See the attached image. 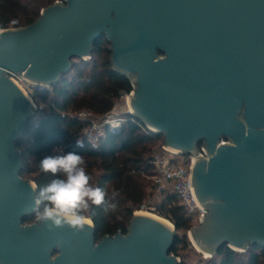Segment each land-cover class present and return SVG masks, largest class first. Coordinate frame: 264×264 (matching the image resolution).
I'll return each mask as SVG.
<instances>
[{
  "label": "water",
  "instance_id": "95a60500",
  "mask_svg": "<svg viewBox=\"0 0 264 264\" xmlns=\"http://www.w3.org/2000/svg\"><path fill=\"white\" fill-rule=\"evenodd\" d=\"M101 38L113 69L134 77L130 115L180 155L204 147L190 172L206 211L193 247L264 248V0H64L0 32V264H180L164 219L134 213L126 234L100 241L93 223L25 224L37 188L17 143L35 107L7 73L53 88Z\"/></svg>",
  "mask_w": 264,
  "mask_h": 264
},
{
  "label": "trees",
  "instance_id": "16d2710c",
  "mask_svg": "<svg viewBox=\"0 0 264 264\" xmlns=\"http://www.w3.org/2000/svg\"><path fill=\"white\" fill-rule=\"evenodd\" d=\"M56 1L0 0V23L17 20L20 28L27 27L39 18L41 10ZM109 48L108 41L101 38L94 43L89 61L72 60V69L52 88V94L37 97L41 102L50 98L52 103L49 102L42 116L32 117L17 143L23 160L21 177L32 181L37 192L52 178V174L39 168L43 156L60 149L81 154L90 183L104 188L106 193L104 204L90 205L84 213L96 229V241L106 235L127 233L133 214L141 208L151 187L150 153L162 140L160 135H147L140 127L143 124L131 115L125 116L118 131H107L98 143H91L82 136L86 124L74 116L76 112L87 110L102 116L111 111L121 95L132 91L130 79L113 69ZM110 203H115L116 207H106ZM156 215L175 227L177 236L170 254L177 257L189 246L186 233L193 227L192 219L173 195L157 205ZM34 217L25 223H30ZM206 264H264V248L250 246L240 255L222 246Z\"/></svg>",
  "mask_w": 264,
  "mask_h": 264
},
{
  "label": "built area",
  "instance_id": "2783aa9c",
  "mask_svg": "<svg viewBox=\"0 0 264 264\" xmlns=\"http://www.w3.org/2000/svg\"><path fill=\"white\" fill-rule=\"evenodd\" d=\"M63 2L64 0L59 1V3ZM17 29H20L17 20L0 23V32ZM7 76L16 83L30 100H38L37 97L44 93L52 94L51 87L31 83L25 80L22 77L23 75L7 73ZM129 96H131V92L121 95L120 105H115L114 103L111 111L102 116H97L87 110L76 112L74 116L86 124L82 131V136L91 143H98L104 139L107 131H118L125 121V116L130 115ZM140 127L149 136L158 135L144 125ZM221 144H226V142L221 141ZM197 153V156L186 155V161L181 162L179 159L181 155L165 147L163 139L159 140L157 145L152 149L148 159V162L153 167V174L149 178L151 187L145 202L137 212H153L156 214L157 205L165 197L173 195L178 203L185 208L188 216L191 217L193 227L198 226L206 211L198 205L192 194L190 172L194 158L199 155L207 158L202 144L198 146Z\"/></svg>",
  "mask_w": 264,
  "mask_h": 264
},
{
  "label": "clouds",
  "instance_id": "9594fccd",
  "mask_svg": "<svg viewBox=\"0 0 264 264\" xmlns=\"http://www.w3.org/2000/svg\"><path fill=\"white\" fill-rule=\"evenodd\" d=\"M42 172L52 174L51 180L39 187L33 201L35 216L53 227L68 226L82 230L92 220L85 210L90 205L105 203V189L93 186L80 153L60 149L39 160ZM106 207L115 208V203Z\"/></svg>",
  "mask_w": 264,
  "mask_h": 264
},
{
  "label": "rangeland",
  "instance_id": "374dc122",
  "mask_svg": "<svg viewBox=\"0 0 264 264\" xmlns=\"http://www.w3.org/2000/svg\"><path fill=\"white\" fill-rule=\"evenodd\" d=\"M59 1L61 2L62 0H57L56 2H59ZM41 12H42V10L40 11V14H41ZM40 14H39V16H40ZM89 60H87V61H89ZM77 61L78 60H75L74 62H77ZM133 78H134L133 76L129 75L130 80H132ZM31 100H32V103L35 107L34 115H36L37 117L42 116L47 111V108H48L47 106H48L49 102L52 103L50 101V98H48L46 100V102L45 101L41 102V101H38L36 99H31ZM120 100H121V97H119L118 100L115 101V105L116 104L120 105V103H121ZM161 139H163V137ZM179 159L181 162H184V161H186L187 157L185 155H181V156H179ZM147 213L150 215H154L158 218H161V217L157 216L156 214H154L153 212H147ZM37 219L38 218L35 216L34 219L30 223H25V224H32ZM161 219H163V218H161ZM188 232L186 233V241L189 244V246L186 250H182L179 252V255L176 257L177 260L182 264H206V262L209 261L214 255L211 256L210 258H204V255L202 253H200L199 251H197V249H195L193 247V245L191 244L189 238L187 237ZM235 252L240 254V255H244L246 250L245 251L235 250Z\"/></svg>",
  "mask_w": 264,
  "mask_h": 264
},
{
  "label": "bare ground",
  "instance_id": "6f19581e",
  "mask_svg": "<svg viewBox=\"0 0 264 264\" xmlns=\"http://www.w3.org/2000/svg\"><path fill=\"white\" fill-rule=\"evenodd\" d=\"M129 102V101H128ZM138 214H141V215H144V216H148V217H152V218H156V219H159V220H162L161 218H158V217H156V216H154V215H150V214H148V213H145V212H143V211H140V212H137V215ZM168 223V222H167ZM169 225H171V224H169ZM196 249V248H195ZM198 251V250H197ZM204 255V258H210L211 256L209 255V254H203Z\"/></svg>",
  "mask_w": 264,
  "mask_h": 264
}]
</instances>
